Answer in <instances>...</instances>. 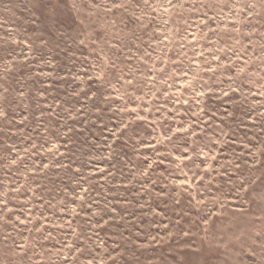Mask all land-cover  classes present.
Returning <instances> with one entry per match:
<instances>
[{
	"label": "rangeland",
	"instance_id": "1",
	"mask_svg": "<svg viewBox=\"0 0 264 264\" xmlns=\"http://www.w3.org/2000/svg\"><path fill=\"white\" fill-rule=\"evenodd\" d=\"M0 264H264V0H0Z\"/></svg>",
	"mask_w": 264,
	"mask_h": 264
}]
</instances>
